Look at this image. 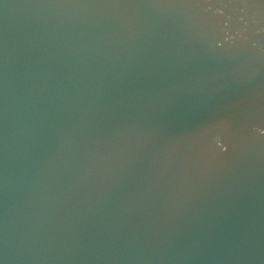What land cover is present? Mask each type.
<instances>
[{
	"label": "water",
	"instance_id": "obj_1",
	"mask_svg": "<svg viewBox=\"0 0 264 264\" xmlns=\"http://www.w3.org/2000/svg\"><path fill=\"white\" fill-rule=\"evenodd\" d=\"M0 264H264V0H0Z\"/></svg>",
	"mask_w": 264,
	"mask_h": 264
}]
</instances>
